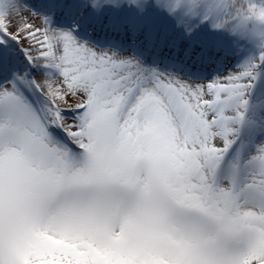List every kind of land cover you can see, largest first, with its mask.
Returning a JSON list of instances; mask_svg holds the SVG:
<instances>
[{
	"label": "snow or ice",
	"instance_id": "1",
	"mask_svg": "<svg viewBox=\"0 0 264 264\" xmlns=\"http://www.w3.org/2000/svg\"><path fill=\"white\" fill-rule=\"evenodd\" d=\"M124 2L203 12L264 43V26L248 23L249 12L264 21V2L91 0ZM25 11L0 0V44L17 41L58 78L0 83V264H264V144L221 176L264 52L239 74L192 85Z\"/></svg>",
	"mask_w": 264,
	"mask_h": 264
},
{
	"label": "rangeland",
	"instance_id": "2",
	"mask_svg": "<svg viewBox=\"0 0 264 264\" xmlns=\"http://www.w3.org/2000/svg\"><path fill=\"white\" fill-rule=\"evenodd\" d=\"M48 0H21L22 7L27 11L24 12L25 17L31 19L32 13H34L38 17H48L50 19V27L55 31L69 32L72 34L74 39L83 45L89 46L96 49V45L94 41H82L76 37L73 33V30H77L79 32H84L82 28L86 25V20L88 17H91L92 21V31H99L101 26L105 22H110L113 27L115 24V20L111 19L113 13H117V9H115L111 4H104L99 8H95L92 6L91 0H67L63 5V9L59 12L60 16H54L51 14V9L48 6ZM55 4V3H54ZM151 9L140 11L135 5H129L127 2H124L120 5V7L125 6L128 10L129 15V26L130 30H135L137 32V36H142L143 33L149 28L154 20L155 23L153 25V33H160L159 36L163 37L165 42L176 41L179 42L180 45H188L192 43L191 39H187L192 35L195 36V28H192L191 31L188 30V21L193 20L194 23H197L198 16L195 17H183V13L179 15H173L168 11L165 12L161 8L157 7L154 2L149 3ZM119 7V8H120ZM69 10L73 12L74 16L70 19L64 18L63 13ZM112 13V14H111ZM39 23V21H35ZM76 25V26H75ZM220 32V31H219ZM225 34H229V37L239 42V44L235 43L231 49H221L217 48L216 44L220 41L219 37L213 38L211 43V52L213 53V62L206 68L207 77L203 79H195L187 75H176L172 72L162 71L155 67L152 64L142 62L146 68L153 69L158 72H162L164 74H171L176 79L181 80L183 82L190 83L192 85H203L208 82H213L216 79H223L232 74H239L244 70V67L248 64V62L244 59L239 61V58L232 55V49L234 47L239 48L242 44L250 45L253 48V56L260 55L264 50V43L261 40L252 34L251 30L248 32L242 31H223ZM90 35H96L94 32H90ZM11 44V49L9 53V57L7 61L2 62V66L5 67L4 71H0V83H3L6 79H9V75L13 73L24 74L30 68L35 73L34 76L30 77L31 79H42L46 75L50 73L51 78H58V73L52 70H48L43 68L42 66H34L29 62L25 55V51L23 50V45L18 43L15 40L10 38L6 39ZM194 46H198L200 44L199 40L192 43ZM195 47V48H196ZM241 48V47H240ZM196 50V49H195ZM101 53H109L105 50H98ZM246 51L244 48L240 50V53L243 54ZM112 54V53H109ZM129 51L123 52L122 57H130ZM211 55V54H210ZM212 56V55H211ZM139 60L138 58H136ZM140 61V60H139ZM18 63L16 68H11L12 63ZM250 63H253L251 61ZM219 64V65H216ZM237 64V67H236ZM240 65V66H239ZM11 66V67H10ZM7 84V83H5ZM251 105L248 108V112H246V120H247V135L245 140V155L243 159V163L247 161L252 155L256 154L257 148L264 144V86H262L261 91L257 94V96L251 101ZM230 114V113H229ZM233 162L231 161L228 164V168L225 171L223 177L229 176L232 171Z\"/></svg>",
	"mask_w": 264,
	"mask_h": 264
},
{
	"label": "clouds",
	"instance_id": "3",
	"mask_svg": "<svg viewBox=\"0 0 264 264\" xmlns=\"http://www.w3.org/2000/svg\"><path fill=\"white\" fill-rule=\"evenodd\" d=\"M238 3L245 8V11H247V9L249 7L248 0H243V2H239V0H238ZM251 6L259 8L260 3H258L257 0H254L253 4ZM248 23H249L250 28H253V29H260L262 26H264V21L258 20L250 12L248 13Z\"/></svg>",
	"mask_w": 264,
	"mask_h": 264
},
{
	"label": "trees",
	"instance_id": "4",
	"mask_svg": "<svg viewBox=\"0 0 264 264\" xmlns=\"http://www.w3.org/2000/svg\"><path fill=\"white\" fill-rule=\"evenodd\" d=\"M239 2H243V0H239ZM202 15H203V12L201 13V17L200 18H202ZM211 23H213V21L211 20ZM199 26V29L200 30H202V28L206 31L207 30V28L203 25V24H201V25H198Z\"/></svg>",
	"mask_w": 264,
	"mask_h": 264
},
{
	"label": "bare ground",
	"instance_id": "5",
	"mask_svg": "<svg viewBox=\"0 0 264 264\" xmlns=\"http://www.w3.org/2000/svg\"><path fill=\"white\" fill-rule=\"evenodd\" d=\"M208 83H212V82L210 81V82H208ZM208 83H207V84H208Z\"/></svg>",
	"mask_w": 264,
	"mask_h": 264
}]
</instances>
